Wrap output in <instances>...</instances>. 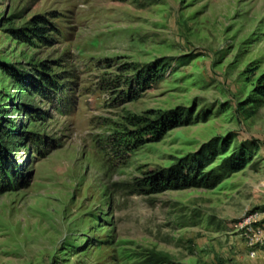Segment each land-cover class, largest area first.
<instances>
[{"label": "rangeland", "instance_id": "obj_1", "mask_svg": "<svg viewBox=\"0 0 264 264\" xmlns=\"http://www.w3.org/2000/svg\"><path fill=\"white\" fill-rule=\"evenodd\" d=\"M41 64L60 110L29 87ZM263 76L264 0H0V124L27 178L0 193V264H264ZM208 149L203 185L146 191Z\"/></svg>", "mask_w": 264, "mask_h": 264}, {"label": "trees", "instance_id": "obj_2", "mask_svg": "<svg viewBox=\"0 0 264 264\" xmlns=\"http://www.w3.org/2000/svg\"><path fill=\"white\" fill-rule=\"evenodd\" d=\"M32 28L28 29L32 34V37L43 39L45 34L53 32L54 30L46 28V22L44 19L36 18L31 23ZM157 70L153 66H148L146 70L138 72L133 79H131L127 94L132 95V99H137V95L133 93V85L136 84L140 87L141 91H146L150 89L153 85L154 78ZM51 68L45 64H41L39 68L34 69V76L29 77V87L34 94L40 95L45 99L50 106L55 108V110H60V105L66 102L65 98L62 96L64 93V86L58 82L52 75ZM135 86V85H134ZM103 90V87L100 86ZM258 97H264V76L259 81V86L256 90ZM181 119L175 121H166L168 124H172L174 127L180 125ZM159 126L163 127V123ZM172 126V127H173ZM2 124H0V193L11 192L16 189L20 184L26 182L25 176L20 171L18 172L16 167L12 166L11 159L9 158L10 150H7L6 143L3 136L7 139L10 138L7 131H2ZM150 132L145 133V139L154 138L155 134L159 133V130L155 126L149 127ZM161 130V129H160ZM152 135V136H151ZM144 136V135H143ZM147 136V137H146ZM149 136V137H148ZM38 140H36L37 142ZM212 150V149H211ZM211 150H205L203 156L201 154L193 159L190 163L184 164L183 166H176L167 172H162L159 174H154L149 177L147 192L163 193L169 190H187L192 187H197L200 184L205 183V179L201 178V164L207 163L211 157L215 154ZM247 150L245 148H240L238 152L230 159L226 160L223 166V170L229 171V173H236L241 171L248 163L247 160ZM200 174V177H198Z\"/></svg>", "mask_w": 264, "mask_h": 264}, {"label": "built area", "instance_id": "obj_3", "mask_svg": "<svg viewBox=\"0 0 264 264\" xmlns=\"http://www.w3.org/2000/svg\"><path fill=\"white\" fill-rule=\"evenodd\" d=\"M263 235V232L262 231H258L254 234V238H255V241L258 242V240L261 238V236Z\"/></svg>", "mask_w": 264, "mask_h": 264}]
</instances>
